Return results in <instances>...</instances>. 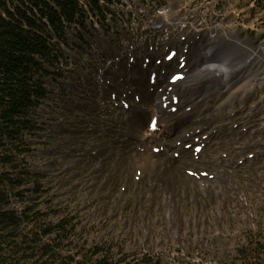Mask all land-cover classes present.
<instances>
[{
  "label": "rangeland",
  "instance_id": "obj_1",
  "mask_svg": "<svg viewBox=\"0 0 264 264\" xmlns=\"http://www.w3.org/2000/svg\"><path fill=\"white\" fill-rule=\"evenodd\" d=\"M123 1H127L128 5L122 7L121 4L117 5L115 3L114 10L116 12L113 13L115 20L112 19L109 25L105 21H100L92 17L91 14H88L85 29H81L78 25H72L67 28V38L65 40L54 39V43L57 44L62 54L61 60L56 65L57 72L62 74V76L59 77L58 74L53 73L52 77H49L46 81L50 99L40 106V112L38 114L40 121L39 134L34 139L29 137L28 141L31 152L30 156L28 155L25 158V168H28L33 177L30 183L24 188V191L21 192L23 198H15L13 206L18 212H21L26 206L37 203L39 204L38 208L48 215L49 221L58 222L64 217L74 220L77 224L79 234H83L80 237L81 242L82 240L86 242L84 246L85 250L96 246L100 247V250L109 249L111 255L114 256L115 264H150L152 257L157 256V252H163L161 259L170 258L167 255L168 253L184 252L186 257L179 258V263L176 264H242L243 257L239 254L243 250L245 251L246 247L256 245L258 241L264 243V182L258 179L256 182L252 179L250 172L254 173L255 171L253 169H247V175L249 176L247 179L240 176V173H244L243 170L235 174V179L239 180L240 191L238 193L243 200L225 199L223 200L225 206L221 210L218 207V203L221 200L217 199L215 194H213V196L215 195L213 197V203L207 200L203 196L205 194L199 191L201 187L199 186L200 182L198 180L196 182L198 188L195 191L197 193L199 191L200 196L195 197V199L199 200V198H202L204 204L198 202L196 205L193 203V197L191 195L189 196L190 192L193 194L192 189L187 193L180 192L179 196L175 195L174 205L176 209L172 211L175 213L173 215V221H175V227L180 235L179 241L176 242L172 238L174 232L170 230V226H172L170 222L173 217L172 215L171 218L168 216L165 211L167 208L165 209L163 206V190L155 191L152 196L150 194L145 196L142 193L143 186H146V190H150L148 187L157 189L160 186V182L150 183L148 182L150 180L149 178H144V183L141 184V181H139L141 180V174L134 168L129 169L124 176H120L119 172L123 170V167L119 165V159H112L113 154L110 149L123 151L127 156H130L131 151H137L136 144L139 143H136L134 139L130 140L129 138L131 136H127V134H131L130 127L125 124L123 127L120 126V129L117 126L119 125V121L117 123L118 119L114 121L115 124H112L109 119L111 115H115L118 118L120 116L121 118L128 117L131 115V109L118 111L115 114L113 113L114 109L108 108V110H104V108L100 107L92 115L94 117L98 114L102 119L99 122L94 120V124L91 123L90 125L88 121L75 115V109L81 110V112L88 110L87 107L80 109L79 105H73L72 98L78 99L79 95H81L80 98L85 103L89 99L94 102L95 106L103 101L108 103L106 105H110L109 93L102 97L98 95L96 88L90 92L82 91L81 89L83 88L80 86V83L78 84L75 74L77 73L78 75L88 72L85 61H88L92 57L91 52H93V49L91 45L96 46L95 42H98L99 46L96 47L99 48L101 46L102 42L97 38L94 39L96 37L95 33L101 34L114 45L116 44V40L113 39V36L110 37V35L116 34L122 44L119 34L123 32L118 27L114 32L111 25L118 26L116 19L122 13L128 14L129 18L132 19L134 12H131L127 8L131 7L134 9L136 6V0ZM142 1L146 6L150 4V15H154L155 17L158 15L160 7L166 6V4L169 5L170 3L167 0ZM197 1L191 3V0H177L174 3L177 6V10L182 9L183 13L187 10L189 12H195L197 10L201 15L200 17H207L209 24H211V18L214 17L213 21L223 23L226 31H235L234 35L236 40L238 39L237 41L246 39L245 41L250 45L248 53L252 55L256 53L252 61L253 63L250 65L254 67L253 72H259L260 80L264 81V0ZM82 2L83 4L86 3L85 0H82ZM212 2L214 6L212 10H209L208 13L203 15L202 11L205 10L204 6ZM198 8L201 9L199 10ZM178 14L180 15V13ZM147 17L144 15L141 18L142 21L146 23L152 21ZM143 25V22H139L140 33L142 32L140 28ZM156 26L158 27L159 25L157 24ZM221 34H209L207 39L209 37H218ZM122 47L126 48L124 46ZM106 60L108 61L105 66L108 64V69L113 70L112 65L109 66V63L113 62L112 56L108 55ZM89 70L92 71V69ZM65 74H73V76L67 79L64 78ZM91 74L92 72H88L85 75ZM249 77L248 75V77L236 83L231 88V91H229V94L235 92L236 89L245 84L249 80ZM64 80H70V84L72 82L77 84V90L73 93L74 97L72 96L71 90L66 88ZM124 83L127 85V79H124ZM231 83H235V79ZM131 89L133 90L132 87ZM255 91L254 95L243 105V111H239L238 113L234 112L235 117L233 118L229 110L220 108L222 101H225L224 99L229 96L226 94L222 97L215 95L214 97L217 98L214 99L213 109L204 113L195 114L193 120L195 122L198 121L200 123L199 125H203L205 119L211 120L209 115H215L219 119L218 122L220 121V124H224L229 121L228 118L230 115L232 118L230 125L228 123L229 126L227 127L222 126L219 129L212 130L215 131L214 137L221 139L227 137V129L239 132V128L243 125L242 121L240 120V124L237 119L240 116H245L247 107L252 102L257 103L264 98V84L255 87ZM145 96L150 98L148 95ZM141 100H143L142 95ZM203 104L202 107H206ZM141 106L143 107L144 103ZM236 106L240 109L242 106L241 101L238 100ZM178 114H182V112L180 113L179 111L174 115L177 116ZM187 114L189 115L190 113ZM263 114L262 112L261 115L263 116ZM220 124L216 122L212 126L214 128L220 126ZM238 124H240V127H238ZM91 125L94 126V129ZM100 127L103 133H101ZM198 129H201L198 131L206 133L210 130V127L203 125ZM73 131H79L80 133L77 134ZM85 131L91 135V139L93 140L92 147L88 148L87 145L81 144L82 149H75L74 146H71V143H64L68 135L75 137V141L72 144H76L78 140L84 142L85 139H81V136ZM112 131L118 134L120 139H125L127 143L130 140V146L127 147L125 143H118L117 140L119 138L116 136L115 139L111 138ZM240 137L243 138L245 136L242 135L234 138L238 144L241 142L237 141ZM196 138H200V136ZM97 142L106 143H101L99 146L100 143ZM134 144L135 146H133ZM98 146L107 147L106 150L105 147L102 149V153L100 152L99 155L101 158L108 157L109 155L105 163L101 165L102 169L100 174L95 171L96 168H92L96 162L90 165L86 164L85 166L77 165L79 161L74 163V159L76 161L79 158L78 156L88 157L90 160H100L98 159ZM210 147L207 148L205 157L211 156V153H209ZM91 148L94 150L90 151ZM156 149L159 150L158 153L163 152V149L159 146ZM189 150H192V148ZM152 151L154 153V149ZM169 156L179 161L178 157H174L172 152H169ZM211 165H209V168L213 169L210 167ZM246 165L247 162L237 170L244 169ZM114 170H116L117 174ZM166 171V168L162 169L163 174ZM201 171V169H196L198 175ZM136 173H139V180L135 182L134 187L130 184L131 187L127 189L122 178L126 174H129L131 181H133L137 176ZM113 174L115 178L112 180L111 175ZM103 176L108 177L106 178L109 181L107 184H104L103 180H101ZM150 178L154 179L152 176ZM203 178L208 179V177ZM115 179L117 181L113 182ZM153 179L151 181L154 182L158 177ZM38 183L42 186L41 192L37 191L36 184ZM123 186H125V191L127 190L126 193L121 190ZM182 194L187 195V199ZM119 196H122L126 201L122 202L123 199ZM139 196L142 198L145 196L143 198L144 201L147 197H151V200H147L148 202L144 204L140 202L142 199ZM150 203L152 204L149 205ZM167 210L169 211V209ZM140 213L142 216H140ZM153 214L154 217L152 216ZM186 217L188 219L185 222L184 218ZM144 228L148 230V235H145ZM186 230L191 232L187 231L189 233L188 237L190 239L195 238L196 241L194 239L192 241L185 239L184 235ZM71 240H76L77 242V236H73ZM108 245L111 247L108 248ZM77 252L78 250L74 248L71 253L76 254Z\"/></svg>",
  "mask_w": 264,
  "mask_h": 264
},
{
  "label": "bare ground",
  "instance_id": "obj_2",
  "mask_svg": "<svg viewBox=\"0 0 264 264\" xmlns=\"http://www.w3.org/2000/svg\"><path fill=\"white\" fill-rule=\"evenodd\" d=\"M142 9H143L144 14L148 12V16L151 17L147 6H144V8ZM178 13H180L181 16ZM190 14H194V12H189V10H187L185 11V13H183L182 9L177 10L176 4L172 2L171 4H169L168 11L160 12V15L158 16V24H160L163 27H166L167 25H169V26L177 27L179 29L180 25L186 23L185 17H189ZM195 15H196L195 17L196 20L193 22L189 21L191 25V29L193 30V35L190 37V39H194L195 35L197 34H201L202 39L201 41H196L193 44L192 46L193 52L194 51L198 52L199 50L208 51L209 49L214 48V49H217V54L214 59L213 58L210 59L209 57H207L208 62L206 64V67L203 69V72H201V74L198 75V72L205 64L198 63L197 66H195L194 64L195 66L194 70H190L189 72L190 75H189L188 80L186 79L183 82L178 81L176 83L177 85L176 89H179L182 97L176 98L177 94H172L170 101L172 103V106L180 109L179 111L180 113L182 112V114H178L177 116H175L174 114L176 112L167 113L163 111V109L161 108V105L159 104V100H161V97L163 95L161 93L150 94L148 92V90L150 91V88L152 87V85L150 84L151 82L149 83V76L146 75L147 72H152L151 74H153L154 72V75H155V71H159L161 66L158 67L157 65L155 66L154 64H152V61L157 60V59L161 60L160 65L164 64L162 65V67L165 68L168 72H170L171 75H173L177 68V61L173 59L169 64H167V62L169 61H167V59L162 57V55H152V53L147 52L146 49H141V48L135 49L134 54L136 55V57H134L132 61H130L131 55H129L128 53L129 50L127 47L126 49L128 50V52H124L125 48H123L122 51L119 50L120 52L123 53L125 57L120 63L119 70L113 71V70L107 69L105 71V73H108L110 75L109 76L110 78L116 77L118 80H120L121 78L125 80L127 79V82H128L127 86H129L130 88L131 87L133 88V90L131 89L132 92L130 94H128V91L130 90V88H123V89L107 88L105 89L106 84L111 82V80L108 77H104L100 81V85H99V82L97 83L98 85H96L93 81H91L89 85V88L91 90H94L97 86H99L100 88H103V91L104 90L109 91V101L112 97L110 93H113L114 95L117 96L118 99H120V101H123L125 104L129 105V107L134 103L131 108V115H129L128 117L121 118L120 116L118 118L115 115L114 116L111 115L109 119L112 124H115L114 121L118 119L117 123L119 121V125L117 126H119V128L120 126L122 127L125 126V124H127L130 127L131 134H127V136H131V138H129L130 140L134 139L136 143H139V144H136L137 151L135 152L131 151L130 156H127L126 154H124L123 151H120L117 149L115 150L110 149V151L113 154L112 159L114 160L119 159V165L123 167V170L119 172L120 176H124V174L127 173L129 169L131 168H134L137 172H140L141 180L138 179L139 173H136L137 176L133 180L134 183L133 181H131L129 174H126L125 177L122 178L123 180L120 179L124 181V184L127 187V189L131 186L134 187L135 182L138 180L141 181L140 182L141 184H143L145 180L144 178H149L150 180H148V182L150 183H158V181L160 182V186H158L157 189L147 186L150 190H146L145 189L146 186H143L142 193H144L145 196H147L148 194L152 196V194H154L155 191H159L160 189L163 190L162 191L164 192L163 206L165 209L166 208L169 209V211L167 209L165 210L168 216H170L171 218V215H172L173 217L171 218V222H170V224H172V226H170V230L174 232V235L172 236V238H174L176 242L179 241L180 235L178 234V230L175 227V221H173L174 220L173 215H175V213H173L172 211L176 209L174 205L175 195L179 196L180 192L187 193L189 190L192 189L194 195L192 194V192H190L189 196L191 195L193 197V203H195L196 205L198 204V202L204 204L202 198H199V200L195 199V197L200 196L199 191L205 194L203 196L207 200H209L211 203H213V199H214L213 197L216 195L217 199L221 200L218 203V207L220 210L221 208H224L225 206L224 201H223L225 199L227 200L234 199L238 201L243 200L238 193L240 191L239 187L237 186V184H239V180L235 179V174L243 170L245 174L240 173L241 174L240 176L244 179H247L249 177L247 175L248 167L245 166L244 169L242 168L240 170H237L238 168L242 167L244 163L241 164V166L234 167V164H236L237 161L241 160V157H239L240 155L239 150H235L234 147L238 148V146H240L241 149H244L248 144H251L255 141V136L245 135V137L243 138L240 137L241 142L238 144L236 143L234 138L243 135V133L241 132V128L243 126L239 128L240 129L239 132H234V130L232 129H227L226 132L228 136L222 139L218 137H214L215 131H212V130L219 129L222 126L224 127L229 126L230 122L232 121L231 119L235 117L234 112L238 113L239 111H243L242 106L245 105L248 102V100L254 95V93L256 92L255 87H258L264 84V81H261L259 78L260 73L253 72V66L250 65L253 63L252 58L256 56V53L254 55L248 53L250 45L248 42L245 41L246 39L243 41L242 40L237 41L238 39L236 40V37L234 35L235 31L234 30L232 32L226 31L225 25L223 23H218L216 21H213L214 17L211 18V24H209L207 17H200L197 14ZM156 31L158 32V29H156ZM220 33L222 34L217 37V41L214 44V46L212 48H209L207 43L211 40V38L207 39L208 34L219 35ZM97 39L100 42H103L104 44L109 43V41L107 39H104L103 37H100ZM163 48H165V46ZM102 51L106 52V49L102 48ZM107 51L111 54H113V52H117V50L114 47H108ZM116 57H121V55H116ZM126 58H129L128 61L130 62V64H132L131 72H129L128 61L126 63ZM144 58L151 59L150 61L151 64H147L148 67H145L147 69L146 72L140 69L142 68L141 64L143 63V61L147 60ZM159 58H162V59H159ZM112 59H113V64L116 65L117 61L115 60L114 57H112ZM89 62L91 64H86V67H87L86 69L88 70V72H91V70L89 69L95 68V66L97 65V61L93 57H90ZM109 66H110V63H109ZM106 67H108V65ZM93 71H96V70H93ZM248 75L252 77L253 79L252 78L250 79L249 77V80L245 84H243L238 89H236L235 92H232L231 94H229V91H231V88L234 87L236 83H238L241 79L248 77ZM222 78L224 81L222 80ZM233 79H235V83L232 84L231 81ZM217 80H219L220 82L224 84V86H222L220 89V92L222 91L223 94L221 95L218 94V95L219 96H223V95L225 96L226 94L229 95L226 99H224L225 101H222L220 108L229 110L230 113H232V118L229 115V118H228L229 121L224 124H220L219 123L220 121L218 122L219 119L215 115H209L211 120L205 119V123L203 125L209 126L210 130L206 133H202L198 131V130H201L198 128H201L203 125L202 124L199 125L200 123L198 121L195 122L193 120V116L195 114L204 113V112H207L213 109L214 99L217 98V97H214L216 94L215 85H217ZM113 84L117 88L124 86V85L119 84V82L117 84L114 81H113ZM223 88L225 89V91H223ZM70 90L71 91L77 90V85L74 82L71 84ZM140 94L143 96V100H141ZM145 95L150 96V98L146 97ZM160 95L162 96L160 97ZM100 96L104 97L103 94H100ZM156 99H158V101H156ZM176 99H179V100L183 99L184 103L183 104L178 103V101H175ZM197 99H200V100L196 103L195 101ZM238 100L241 101V104H242L240 109H238L236 106V103ZM186 101H188V105L185 104ZM204 102H205L206 107L203 106L204 107L203 108L202 104ZM83 103L85 102L83 101ZM117 103L119 102L117 101ZM136 103H139V104H136ZM143 103L145 107L141 106V104L143 105ZM194 103H196L195 104L196 109L191 111L190 114L188 115L187 114V112H189L188 109H192L191 104H194ZM101 104L105 106L108 103L103 101L101 102ZM255 105L257 106L256 113H259V114H261L262 112L264 113V98L260 100L258 103H256ZM86 106L90 110H93V111L98 110V106H95L94 102L91 100L86 101ZM106 106H107V109L115 108L112 103ZM122 106H124V104H122ZM219 110H222V109H219ZM118 111L119 110L115 109L113 113L116 114L118 113ZM155 116H156V121H157L156 129H158L159 126L161 127L159 131H152L151 125L149 126L151 119H153V117ZM242 117L243 116H240L237 119L239 123ZM92 119L97 120V122H99V120L102 119V117L96 114ZM216 122L217 124H220V126L213 128L212 125ZM100 131H101V127H100ZM73 132L77 134L80 133L79 131H73ZM112 132L113 133L111 134L112 135L111 138L115 139V136H116L119 138V140H117L118 143H125V146L127 147L130 146V143H129L130 140H128V143H127L125 142V139L124 140L120 139L118 134H116L114 131ZM101 133L103 132L101 131ZM82 136H81V139L84 138L85 139L84 142H82L81 140H78L76 144H72L73 141H75V137L68 135L65 138L64 143L65 144L71 143V146H74L75 149H82L81 144L87 145L88 148L92 147L93 140L91 139V135L89 134V132H86V131L83 132ZM175 136L177 137L173 139ZM199 136L202 142L204 143V147L202 151L200 152L201 154L199 156H195L194 149L186 150L185 147L188 145H191L194 142V139ZM181 142L182 144L180 145ZM97 143H100V142H97ZM101 143H106V142H101ZM101 143L99 144V146L101 145ZM99 146L97 150H98V157H99L98 159L100 160H97V159L90 160V158L88 157L84 158V157L78 156L79 158L76 161L74 159V163H77L79 161L77 165L79 164V165L85 166L86 164L90 165L93 162L94 163L96 162L95 164H93L94 166L92 168H96V170L95 169L94 170L100 174L101 173L100 171L102 169L101 165L102 163H105L109 155L108 157L101 158L99 155L100 152L102 153V149H104L105 147V150H106L107 147L106 146L99 147ZM133 146H135V144ZM157 146L162 148L163 152L155 155L156 153H153L152 150L157 148ZM208 147H210L209 153H211L212 157L211 156L205 157V152L207 151ZM109 148H113V147H109ZM92 150L94 149L91 148L90 151ZM110 151L109 153H111ZM169 152H172L174 157L178 156L179 161H176V159L172 157L170 158ZM233 160H234V163H233ZM209 165H211L210 167H212L213 169H210ZM164 168H166L167 170L165 172L166 174L165 173L163 174L162 172V169ZM194 168L195 169L203 168L204 170H207L210 177L206 179V178H201L200 176L193 177V175H189L188 173H187L188 175L185 174L188 171H191V170L193 171ZM262 170L264 171V166ZM217 171H220V172H217ZM114 172L116 173V170H114ZM250 174L252 175V179L257 182L258 181L257 179H259V177L254 175L253 173H250ZM150 176L154 177V179L158 177L159 180L156 179V181L153 182L151 181V179L153 178H150ZM106 178L108 177L103 176V179H101L103 180L104 184H107L109 182L108 179ZM111 178L113 180L115 178V175L114 174L111 175ZM197 180L200 182L199 186L201 187L198 193L195 191V189L198 188L196 184V182H198ZM115 181H117V179H115L113 182ZM125 186H123L124 188L123 192L126 193L127 190L125 191ZM145 192H153V193H145ZM213 194L215 195L213 196ZM182 196L185 199H187V195L185 196L182 194ZM119 197L123 199L122 202L126 201V199H124L122 196H119ZM139 198L142 199L140 200V202L144 204L148 202L147 200H151V197H147L145 201L143 200L142 197L139 196ZM151 204L152 203H150L149 205ZM149 205H146V206H149ZM202 210L204 211V209ZM152 216L154 217V214ZM184 219L186 222L188 218L186 217ZM148 233H149L148 230L145 229V235H148ZM188 235L189 233L186 232L184 236L189 238Z\"/></svg>",
  "mask_w": 264,
  "mask_h": 264
},
{
  "label": "trees",
  "instance_id": "obj_3",
  "mask_svg": "<svg viewBox=\"0 0 264 264\" xmlns=\"http://www.w3.org/2000/svg\"><path fill=\"white\" fill-rule=\"evenodd\" d=\"M103 1L0 0V264H115L109 249L85 250L74 220L49 221L37 203L21 212L13 206L33 177L25 158L29 137L39 134L40 106L50 99L46 81L53 73L62 76L54 39L65 40L72 25L85 29L88 14L105 20ZM36 187L41 192V184ZM239 255L242 264H264V243Z\"/></svg>",
  "mask_w": 264,
  "mask_h": 264
},
{
  "label": "built area",
  "instance_id": "obj_4",
  "mask_svg": "<svg viewBox=\"0 0 264 264\" xmlns=\"http://www.w3.org/2000/svg\"><path fill=\"white\" fill-rule=\"evenodd\" d=\"M167 1H170L169 4H171L172 2H176L177 0H167ZM193 1H197V0H193ZM193 1L191 0V3ZM135 2H136V6H135L134 9L131 8V7L127 8V9H130L131 12H134V15H133V18H132L133 22L129 26L133 25V23H135L137 21V19L139 18V14L142 17H144V15L148 16V12L145 13V14L143 13V9L142 8H144V6H146L144 4V2L142 0H136ZM197 2H199V1H197ZM115 3L117 5L121 4L122 7H124L125 5H128V2L127 1H123V0H109V1L105 0V4H107V5L110 4L112 7L115 6ZM147 7H148V11H150V4ZM204 7H205V10L202 11L203 15L208 13L209 10H212V7H214L213 6V2L210 3V4H206V6H204ZM198 9L200 10L201 8H198ZM168 10H169V5L166 4V6L160 7V10H159L158 15L156 17L154 15H151V17L148 16L152 20V21H149L148 24H145V22L143 21V24L148 26V30H149L148 32L149 33H148L147 36H149V38L151 40L153 39L154 35H158L159 37H161L160 34L162 33L161 31L164 28H168V27L173 28V26L167 25L166 27H163L160 24H158V16L160 15V12L161 11H168ZM135 13H137V15ZM195 14L201 16L197 12V10L194 12V14H191V15L196 17ZM112 15L109 16V18L106 20V22H111L112 21V18H111V17H113ZM114 20H115V18H114ZM116 21L118 23V28H119V30L121 32H124V30L129 27V26L127 27V23H125V22H129L128 16L125 13H122V15H118ZM123 23H125V24H123ZM157 24L159 25L158 27L156 26ZM156 29H158V32L156 31ZM98 36L100 37L101 35L99 34ZM103 38L105 39V37H103ZM174 40L175 39H171L172 42H174ZM103 48L106 49V52H103L102 49H99L98 51H94V53H96L98 55H107L108 54L107 47L104 46ZM86 64H91V63L88 60V61H85V65ZM72 76H73V74H68V79L72 78ZM75 77H76V80L78 81L79 75L77 76V73L75 74ZM112 78L114 79L115 77H112ZM67 82L70 83V80H67ZM253 105L254 106L252 108L253 117H252V120H251V124H252L251 135L255 136V141L250 144V150L252 152H255V154H256V159L254 161L256 173H257V175L259 177L264 179V171L262 170V168L264 166V116H259L261 114L256 113L257 106L255 104H253ZM185 239H186V236H185ZM193 239L196 241L195 238H192V239H189V240L191 241ZM167 255L170 258L161 259V257L163 256V252H157V256L156 257H154V256L152 257V261H151L150 264H176V263H179V258L181 259V258H185L186 257L184 252H182V253L173 252L171 254L168 253Z\"/></svg>",
  "mask_w": 264,
  "mask_h": 264
},
{
  "label": "flooded vegetation",
  "instance_id": "obj_5",
  "mask_svg": "<svg viewBox=\"0 0 264 264\" xmlns=\"http://www.w3.org/2000/svg\"><path fill=\"white\" fill-rule=\"evenodd\" d=\"M104 170V169H103Z\"/></svg>",
  "mask_w": 264,
  "mask_h": 264
}]
</instances>
